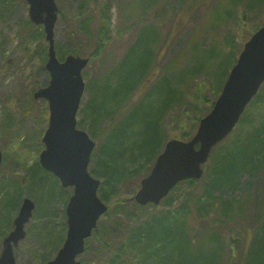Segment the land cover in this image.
Segmentation results:
<instances>
[{
	"label": "trees",
	"instance_id": "obj_1",
	"mask_svg": "<svg viewBox=\"0 0 264 264\" xmlns=\"http://www.w3.org/2000/svg\"><path fill=\"white\" fill-rule=\"evenodd\" d=\"M88 1L80 2V10ZM96 1L97 44L88 54L90 61L100 56L112 38L114 6L124 18L118 34L136 29V35L120 58H123L120 71L112 68L108 72L102 86L104 92L96 91L92 87L94 80H88L89 98L80 109L79 124L87 119L97 132L103 121V129L108 130L91 160V172L100 179L98 194L108 205L103 216L124 219L112 226L98 222L92 241L86 242V257L81 259V264H264V83L233 131L213 147L201 178L180 182L159 206H139L129 201V197L118 195L123 187L136 188L139 179L150 170L165 140L179 135L168 134L163 123L174 106H184L183 110L189 113L188 119L193 125L202 116L199 112L202 104L209 108L213 105L223 83L225 64L234 62L240 49L235 44V35L239 34L229 30L228 23L237 13L240 20L263 16L264 0L218 1L216 10L212 8L205 13L203 29L215 28L227 21L225 43L211 39L203 47L199 41L190 42L189 61L178 72L180 53L160 65L163 42L160 47L156 46L160 39L157 25L170 18L175 27L183 19V16L179 17L182 11L193 18L190 12L199 6H194L195 0ZM140 4L139 17L134 16L133 8ZM83 14L77 12L74 17L80 20ZM129 18L132 20L130 24L127 23ZM151 18L156 22L150 21ZM88 25L85 19L81 20L84 33ZM259 26L254 25L251 31ZM149 29L151 35L145 33ZM23 30L25 32L18 42L22 51L27 50L36 33L44 36L43 31L38 32L39 28L28 20ZM172 31L170 28L166 33L167 43L173 38ZM40 47L38 44L28 57H33ZM76 49L80 54L79 43ZM223 53L227 56L222 58ZM202 76L210 81L211 95L206 82L200 80ZM134 92L138 96L130 101ZM187 127L188 122L184 130ZM7 128L10 129L9 123ZM185 134L181 137L191 135ZM92 136H96L94 131ZM135 162L131 172L128 168ZM30 167H27L28 172ZM134 171L137 172L136 178L132 180ZM44 175L39 172L37 179H33L29 174L31 181L37 180V186L42 190L49 182L43 179ZM226 193L227 196H223ZM245 199L251 202L248 209ZM128 206H134V210ZM192 219H197L198 227L192 226ZM59 238L62 240V236ZM59 242L56 240V246ZM42 259L49 258L43 256Z\"/></svg>",
	"mask_w": 264,
	"mask_h": 264
},
{
	"label": "rangeland",
	"instance_id": "obj_2",
	"mask_svg": "<svg viewBox=\"0 0 264 264\" xmlns=\"http://www.w3.org/2000/svg\"><path fill=\"white\" fill-rule=\"evenodd\" d=\"M81 1L56 0L59 15L54 26V40L59 58L64 57L68 53H77V43L80 45V55L86 57L95 49L97 44L98 1L90 0L84 2L83 9L80 10ZM218 1L222 0H195V4L192 3L194 6L196 4L199 6L190 12V14L194 15L193 18L189 17V13L182 11V15L180 12L179 17L181 16L182 18L183 16V19L175 27L172 26L173 20L170 18L167 20L165 18L162 25H157L160 39L156 46L160 47L163 42L160 50L161 66L180 53L178 72L183 64L185 66V63L189 61L188 44L190 42L199 41L203 47H206L211 39H215L216 42H221L222 44L225 43L224 37L228 31L227 21L223 25L216 26V29L211 27L203 29V23L206 21L205 13L212 8L216 10L215 8L219 6L217 5ZM135 6L133 14L139 17L141 4L137 8ZM27 10L28 4L24 0H0V150L2 152V161L0 163V250L2 238L13 228L12 222L23 197H29L35 202V208L32 218L25 224L26 236L14 248V255L16 264H40L44 261L42 259L43 256L51 258L64 240L67 230L64 208L72 189L70 187L61 189L58 179L54 178L50 172H44L40 168L38 160H35L44 146L41 138L47 127L48 109L47 102L44 99H32V92L37 87L47 83L49 79V74L41 68L46 60L45 55L48 44L44 40V36L41 37L39 33H36L35 37L30 40L27 50L22 51L18 47L20 35L25 32L23 28L27 26V20L29 21ZM220 11L214 12V14L217 15ZM239 11L241 10L239 9ZM77 12H84L80 20L74 17ZM112 12L110 33L112 38L100 56L90 61L83 69L85 83L90 79L94 80L92 81V87L98 92L105 91L102 86L105 84L108 72L112 68L114 71H120V62L123 59L120 60V58L136 35V29L133 32H124L119 35L118 28L124 23V18L119 15L116 6L112 8ZM261 14L263 15L264 11ZM263 17L264 15H260L257 19L254 17L252 19L243 17L240 20L237 13V16L229 21V30L239 34L235 35L237 47L242 46L243 39H247L250 36L254 25L262 23ZM83 19L89 24L85 33L80 27V22ZM131 21L129 18L127 23L130 24ZM150 21L156 22L154 18H151ZM170 28L173 30L171 32L173 38L167 43L165 36H167L166 33L169 32ZM30 30H27V32ZM40 30L41 27L38 32ZM145 33L151 35L152 31L149 29ZM38 44L41 47L33 54V57L29 58L28 56L32 54ZM58 49L63 53L62 56ZM225 56L227 54L223 53L222 58ZM223 62H226V60H223ZM233 63L232 61L225 64L224 70L222 69L223 78L221 81H224ZM200 78H202L200 80L206 82L208 93L211 95L213 89L209 85L210 81L206 76ZM131 96L130 101H133L138 96V93L134 92ZM88 98L89 92L85 90L81 100V107L84 106ZM183 107L174 106L164 117L163 123L169 131L168 134L174 135L178 133L179 135L176 137H181L182 134H191L195 131L197 124L194 122L192 125L188 119L190 115L186 110H183ZM209 109L207 104H202L200 111H197L203 115ZM77 121L81 122L80 114H77ZM88 122L85 119L79 128L89 133L90 136L92 131H94L96 136L95 138L91 137L96 141L97 145L101 144L103 137L108 131L103 129L105 123L101 121L96 132ZM187 122L188 127L184 130L183 127L186 126ZM8 123L10 124V129L7 128ZM190 137L191 135L183 139L187 140ZM135 164L136 162L133 166L130 165L128 170L132 172ZM29 165L31 167L28 172L27 167ZM92 165L90 164V171ZM39 172L44 173L45 178L43 179L49 181L45 190L37 186V180L32 182L29 176L30 174L33 179H37ZM136 173V171L132 173V180H135ZM91 174L93 173L91 172ZM136 190L137 186L136 188L126 186L119 191L118 195L128 198ZM253 190L254 187L252 188ZM223 196H227V193L223 194ZM244 204L247 209L251 207V202L248 199H245ZM128 209L134 210V206H128ZM135 211L139 212V210ZM118 220L123 221L124 219L117 217L108 219L103 216L100 221L105 225L110 224L112 226ZM136 222L138 221L136 220ZM191 224L193 227H198L197 219H192ZM60 236H62V240L59 238ZM56 240L58 242L61 240L57 246L55 244ZM88 241L91 242L92 239ZM84 257L86 256L81 255L80 259Z\"/></svg>",
	"mask_w": 264,
	"mask_h": 264
},
{
	"label": "water",
	"instance_id": "obj_3",
	"mask_svg": "<svg viewBox=\"0 0 264 264\" xmlns=\"http://www.w3.org/2000/svg\"><path fill=\"white\" fill-rule=\"evenodd\" d=\"M25 1L29 19L42 24L48 42L45 68L50 80L33 94L35 98L47 100L49 108V125L43 136L45 148L39 154V161L57 176L63 187H73L65 208L64 241L53 258L42 264H80L78 256L84 252L85 239L107 209L97 195L100 181L88 171L95 142L76 127V113L84 90L81 71L88 58L69 54L60 61L54 48L53 30L58 9L55 0ZM263 80L264 24L244 43L213 107L200 118L193 136L188 140L173 138L165 143L131 199L141 205L158 204L179 181L201 177V165L207 161L212 147L233 129ZM33 208V201L24 198L13 229L2 240L0 264L16 263L14 247L25 237L24 224Z\"/></svg>",
	"mask_w": 264,
	"mask_h": 264
}]
</instances>
